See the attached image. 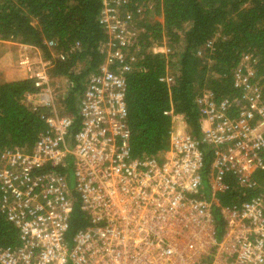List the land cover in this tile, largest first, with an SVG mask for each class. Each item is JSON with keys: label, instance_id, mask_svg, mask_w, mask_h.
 I'll return each instance as SVG.
<instances>
[{"label": "built area", "instance_id": "obj_1", "mask_svg": "<svg viewBox=\"0 0 264 264\" xmlns=\"http://www.w3.org/2000/svg\"><path fill=\"white\" fill-rule=\"evenodd\" d=\"M127 3L104 0L105 60L86 81L78 129L72 131L73 117L59 113L63 98L51 88L50 62L41 56L42 67H29L39 91L26 101L54 114L31 151L0 154V212L21 239L16 248L0 247V264H264V186L253 198L218 200L262 186L255 173L264 167V85L242 61L235 72L240 100L209 91L197 98L199 138L184 115L166 112L173 122L168 149L133 156L125 73L135 60L143 8L135 13ZM70 162L74 188L59 171ZM76 202L87 225L69 237ZM216 207L224 223L220 239Z\"/></svg>", "mask_w": 264, "mask_h": 264}, {"label": "trees", "instance_id": "obj_2", "mask_svg": "<svg viewBox=\"0 0 264 264\" xmlns=\"http://www.w3.org/2000/svg\"><path fill=\"white\" fill-rule=\"evenodd\" d=\"M103 5L104 0H0V57L14 43L40 50L50 62V78L67 80L59 113L73 117L72 131L80 125L79 101L86 81L105 60L101 46L108 35L101 20ZM125 7L135 13L143 8L132 48L135 60H129L132 69L125 73L133 156H155L168 149L173 122L166 112L184 115L189 131L199 138L197 98L209 91L217 99L240 100L242 89L235 85V72L246 56L255 69L254 81L264 85V0H128ZM49 41L55 42L53 49ZM163 44L175 51H155ZM36 91L28 76L0 83V154L7 149L31 151L46 130L52 109H34L25 99ZM205 161L204 179L211 154ZM71 168L70 162L59 171L69 179ZM255 174L262 186L245 197L228 191L218 196L219 202L225 205L260 195L264 167ZM214 216L217 234L222 233L219 207ZM86 225L76 202L69 237ZM20 244L19 230L0 212V247Z\"/></svg>", "mask_w": 264, "mask_h": 264}, {"label": "rangeland", "instance_id": "obj_3", "mask_svg": "<svg viewBox=\"0 0 264 264\" xmlns=\"http://www.w3.org/2000/svg\"><path fill=\"white\" fill-rule=\"evenodd\" d=\"M142 15H141V17H143ZM157 50H160V52H163L165 54L173 53L175 51V49H172L171 47L167 46L166 44H163L159 48H155V51H157ZM5 56H6V54L4 56L0 57V83L6 81L8 79V75L6 74L7 70L3 69L4 66L7 65V63H9L7 66H9L10 64L12 65V63H13V65L18 64L19 66H26V68H27V65L29 67V64H31V63H27V62L24 63L23 59L19 60L18 56H14V58L12 57L13 62H11V60L9 61V57L6 58ZM247 58H248L247 56L245 58H243V61L244 60H249ZM42 63H43V61H42L41 57H39V64L31 65V66H32V68H39V67H42ZM10 71H11V69H10ZM66 86H67V80L66 79H61V78H59V79H51V88H52L53 92L58 94V95H60L62 98H63V96H64V94L66 92ZM178 127H181V122L177 123L176 129ZM68 183H69V185L72 188L75 187V175H74V173H72L71 176L69 177ZM221 235H222V233L219 232L217 234V238L220 239Z\"/></svg>", "mask_w": 264, "mask_h": 264}, {"label": "crops", "instance_id": "obj_4", "mask_svg": "<svg viewBox=\"0 0 264 264\" xmlns=\"http://www.w3.org/2000/svg\"><path fill=\"white\" fill-rule=\"evenodd\" d=\"M13 49L9 51V53L6 54V58L9 57V61L13 62L12 57L18 56L19 60L23 59L24 63H31L29 64V67L31 65H37L39 64V57H41V52L38 48H36L33 45H26V44H17L14 43ZM15 61V60H14ZM16 62V61H15ZM9 63H7L8 65ZM5 65L3 69L7 70L6 74L8 75V80H14V79H19L22 77H26L28 75V70L29 67L26 66H19L18 64L12 65L10 64L9 66ZM26 65V64H25ZM32 68V66L30 67ZM11 69V71H10Z\"/></svg>", "mask_w": 264, "mask_h": 264}]
</instances>
